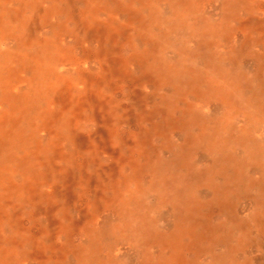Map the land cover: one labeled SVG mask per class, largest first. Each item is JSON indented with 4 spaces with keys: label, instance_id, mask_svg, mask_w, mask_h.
Listing matches in <instances>:
<instances>
[{
    "label": "rangeland",
    "instance_id": "obj_1",
    "mask_svg": "<svg viewBox=\"0 0 264 264\" xmlns=\"http://www.w3.org/2000/svg\"><path fill=\"white\" fill-rule=\"evenodd\" d=\"M202 50L227 84L264 77V0H0V264L214 263L199 244L238 236L167 169L192 101L167 78ZM237 220L231 264H264V217Z\"/></svg>",
    "mask_w": 264,
    "mask_h": 264
},
{
    "label": "bare ground",
    "instance_id": "obj_2",
    "mask_svg": "<svg viewBox=\"0 0 264 264\" xmlns=\"http://www.w3.org/2000/svg\"><path fill=\"white\" fill-rule=\"evenodd\" d=\"M50 52V46L44 45L38 54L41 57L45 54L42 60L48 61ZM201 54L204 55L202 64L195 60L189 70L175 67L167 78L169 86L180 84L177 88L181 96H186V99L192 97L186 112L187 120L181 126L187 129L180 140L184 152L182 155L171 152L167 169L173 176H188L192 183L191 195L214 210H220L216 217H225L223 220L228 230L238 236L239 243L232 235L224 237L223 234H216L219 243L225 245V252L217 257L214 256L220 244L215 238L205 244L200 243L199 258L195 256V261L198 263L205 255L214 260L212 264H231L241 248H235L240 245V235L246 234V229L237 218L248 216L258 221L264 217V77L255 72L246 85L227 84L210 67L208 51L202 50ZM40 69L37 63L35 70ZM255 69L260 71L259 63ZM197 85L196 91L192 89ZM169 91L173 92V88ZM34 101L30 98L28 103L33 104ZM12 104L17 106L14 101ZM175 104H170V112L175 111ZM28 107L29 104L22 114L28 111ZM171 134L175 135L176 131L171 130ZM21 144L14 133L9 146L18 148L22 147ZM194 164L202 166L190 171ZM202 207L200 203L199 209L202 210ZM172 221L177 222L176 218ZM182 235L183 232H178L167 248L177 258L186 253L178 243ZM172 259L174 257L169 258Z\"/></svg>",
    "mask_w": 264,
    "mask_h": 264
}]
</instances>
